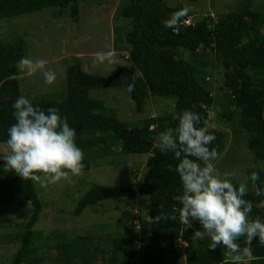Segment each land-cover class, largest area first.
I'll list each match as a JSON object with an SVG mask.
<instances>
[{"label":"trees","instance_id":"1","mask_svg":"<svg viewBox=\"0 0 264 264\" xmlns=\"http://www.w3.org/2000/svg\"><path fill=\"white\" fill-rule=\"evenodd\" d=\"M82 1L86 0H0V20L52 8L54 18L68 15L73 22L80 23ZM185 7V4L169 7L165 0H127L121 16L131 24L125 34L130 45L128 66H119L111 76H97L86 73L80 63L74 64L66 69L64 92L27 97L45 110L58 107L61 116L68 118L69 125L77 130V145L85 154V171L96 166L106 150L112 154L119 149L124 154L148 155L146 172L138 189L93 184L78 202L74 211L76 217L107 199L141 196L150 198L148 217L154 219L163 205L164 211L175 215L177 220L148 222L141 235L132 233L129 239H118L120 248L113 240L104 247L102 236L89 235L64 236L47 248L39 244L45 233L35 230L43 209L36 185L14 172H5L4 162L0 160V205L13 204L17 197L32 205L30 217L20 233V247L13 254L11 264H44L45 253L50 248L60 255L56 264H66L68 259L77 264H93L99 257L108 261L107 264H179L182 258L185 264H232L222 245L214 251L207 245H195L194 232L203 230L197 221L180 223L181 206L173 196L182 191L181 181L168 167L171 165L174 169L178 161L172 153H161L157 144L161 132L176 127L174 117L183 110L199 112L202 120L210 124V110L215 108L216 99L203 72V67L210 63L198 60L202 55L211 56L224 69L227 104L223 117L228 122H239L240 129L248 134L250 152L256 160L264 161V12L252 10L251 0H246L216 21L206 17L194 26L169 27L173 14ZM188 17H182L181 21ZM184 51L191 54L193 62L183 58ZM25 56L23 37L9 43L0 40V143H6L8 129L15 123L12 105L22 95L17 63ZM11 74L16 75V79H8ZM133 79L135 91L129 94L137 114L144 112L151 96L175 98L174 112L149 117L131 128L119 119L115 110H106L102 101L90 96L95 89H127ZM200 104L204 107L200 108ZM209 131L216 137L210 147L221 154L226 134ZM254 171L260 173L255 184L250 179ZM247 176L245 199L253 204L250 219L259 217L264 221V195L256 196L257 191L264 192V165L249 169ZM180 240L187 242L184 255L179 249ZM141 241L147 242L145 247L140 246ZM239 243H243V238ZM251 249L253 258L245 264H264V245L254 240Z\"/></svg>","mask_w":264,"mask_h":264},{"label":"rangeland","instance_id":"2","mask_svg":"<svg viewBox=\"0 0 264 264\" xmlns=\"http://www.w3.org/2000/svg\"><path fill=\"white\" fill-rule=\"evenodd\" d=\"M126 1H82L80 23L73 22L68 15L54 18L52 8L0 20L1 41L9 43L17 37H23L26 44L25 57L47 61L46 67L56 73V81L53 85H48L39 73L29 77L20 72L22 95L29 97L64 92L67 88L66 69L74 64L80 63L86 73L97 76H111L119 66H128L130 45L126 42L125 34L131 29V24L121 16ZM165 1L169 7L187 5L191 9L187 15L196 23L206 17L216 21L246 0ZM251 7L254 11L264 12V0H251ZM108 50L117 54L119 65L93 63L95 53ZM182 55L186 61L193 62L189 52L184 51ZM203 61L210 63L203 67V72L216 99L215 108L210 110V124L213 126L210 129L226 134L225 149L214 163L222 174L234 173L231 176L232 182L248 183V170L264 165V161L256 160L250 152L247 146L248 134L240 129L239 122H228L223 117L227 104L226 91L223 88V67L211 56H200L198 62ZM90 96L102 101L106 110H115L119 119L131 128L139 126L142 120L149 117L164 116L175 110V98L151 96L144 112L137 114L135 104L125 88L95 89L90 92ZM5 146L6 143H0V152ZM147 160L148 155L145 154H124L119 149L112 154L106 150L101 153L96 166L85 171V175L72 178L71 183L64 181L48 187L35 184L43 203L40 219L35 226V230L45 233L39 244L49 248L64 236L89 235L96 238L102 236L104 247L113 240L120 248L121 242H117L118 239H129L132 233L141 235L149 225V197L107 199L88 207L80 217H76L74 211L93 184L132 186L138 189L146 172ZM31 211V203L22 197H17L13 204L0 205V264H11L13 254L20 247V233L24 230ZM48 236L51 238H47ZM195 241L197 247L210 246L207 237L196 238ZM146 244V241L140 242L141 247ZM185 248L181 243L179 249L183 255ZM45 255L44 264H56V258L60 257L51 248ZM107 263L101 257L93 262ZM66 264L77 263L68 259ZM179 264H185L184 258Z\"/></svg>","mask_w":264,"mask_h":264},{"label":"clouds","instance_id":"3","mask_svg":"<svg viewBox=\"0 0 264 264\" xmlns=\"http://www.w3.org/2000/svg\"><path fill=\"white\" fill-rule=\"evenodd\" d=\"M190 10L185 7L174 13L168 26L175 28ZM93 63L119 65L120 60L113 50H108L95 53ZM46 65L47 61L43 59L23 57L17 68L29 77L39 73L46 84L53 85L56 73ZM8 79L14 80L16 75L11 74ZM135 84V79L128 84L129 93L135 91ZM12 107L15 123L9 127L6 146L0 152L5 172H14L41 187L64 181L71 183L72 178L85 175V154L77 145V130L69 125L66 116H61L58 107L45 110L23 95ZM174 120L176 127H169L159 134L157 147L163 154L172 153L178 161L174 169L171 165L168 167L181 181L182 191L173 196L181 206L179 221L181 224L197 221L203 230H196L194 238L207 237L210 249L214 251L222 245L232 264H245L253 258V241L258 240L264 245V221L259 217L250 219L253 204L245 199L247 184L240 183L237 187L231 179L234 173L222 174L217 169L214 162L220 158V153L210 147L216 140L209 131L213 126L202 120L199 112L186 109ZM250 179L255 184L260 173L254 171ZM262 195L264 192H256L257 197ZM166 220L176 221L177 218L165 212L163 205L154 219L150 216L147 219L149 223ZM242 238L243 247L239 243Z\"/></svg>","mask_w":264,"mask_h":264},{"label":"built area","instance_id":"4","mask_svg":"<svg viewBox=\"0 0 264 264\" xmlns=\"http://www.w3.org/2000/svg\"><path fill=\"white\" fill-rule=\"evenodd\" d=\"M195 23L192 22L191 17L186 18L183 21H180V23L177 25V27L180 26H194ZM175 32H178V28L175 29ZM180 243H182L183 245L187 246V242L185 240H180Z\"/></svg>","mask_w":264,"mask_h":264}]
</instances>
